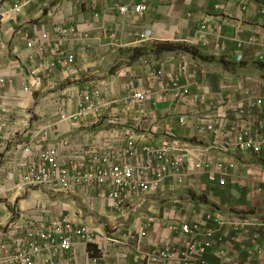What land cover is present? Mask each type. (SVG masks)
<instances>
[{"label":"crops","instance_id":"1","mask_svg":"<svg viewBox=\"0 0 264 264\" xmlns=\"http://www.w3.org/2000/svg\"><path fill=\"white\" fill-rule=\"evenodd\" d=\"M143 1L148 10L135 21L132 11L123 16L119 9L132 10L139 0H40L37 4L0 0V78L5 80L0 87V264L13 263L19 239L25 238L29 226L54 220L91 226L100 240L95 246L44 251L36 264H149V256L159 257L161 252L172 257L162 256L158 264H264V154H243L240 159L231 151L226 159L216 155L218 161L234 163L227 182H212L206 176L189 177L182 185L166 182L157 192L159 200L148 201L147 211L139 209L145 201L128 198L125 202L133 206V214L105 204L107 188L82 197L77 190L83 189L77 187L63 192H71L65 194L67 200L62 194L53 201H38V187L58 193L49 186H22L24 163L38 161L43 150H55L60 157H86L93 150L101 153L107 142L133 139L132 129L139 133L134 132L138 147L156 145L165 136L207 142L211 136L201 135L196 116L212 108L220 110L221 103L229 100L239 101L240 89L264 97V0ZM17 4L23 8L21 14L12 11ZM60 28L74 29L78 39L69 43L72 34L66 38ZM147 31L151 39L143 45L135 43L136 34ZM44 33L50 35L48 48L29 63L26 42L41 43ZM147 42L153 48L140 52ZM167 42L188 44L209 59H193L179 50L155 52L157 44ZM54 48L75 53L70 73L59 66H43V56L48 62L55 59ZM124 50L132 63L118 66L115 61ZM180 62L190 67L188 75L176 79L178 85H188L186 98L175 96L181 89L173 82L155 76L158 70L174 72ZM103 63L109 65L111 75L93 70ZM32 70L30 80L39 85L27 93L23 82L28 83ZM83 72L92 76L100 72L104 79H81ZM204 79L210 87L200 88ZM92 80L105 92L107 104L101 117L67 118L78 109V89L95 83ZM129 89L146 91L148 102L125 104ZM159 96L163 100L158 101ZM77 192L84 209L72 201L78 200ZM192 195L206 198L211 206L193 201ZM90 200L101 203L94 208ZM80 210L84 220L78 217ZM17 221L16 228L21 229L10 235ZM182 223L198 225V230L183 234ZM142 230L147 236L140 241ZM91 258L99 260L92 263Z\"/></svg>","mask_w":264,"mask_h":264},{"label":"built area","instance_id":"2","mask_svg":"<svg viewBox=\"0 0 264 264\" xmlns=\"http://www.w3.org/2000/svg\"><path fill=\"white\" fill-rule=\"evenodd\" d=\"M38 3L40 0H32ZM148 7L143 0L132 8L135 21L141 19L147 12ZM14 13L19 14L22 11L21 6H14ZM120 13L123 16L128 14L126 7L120 8ZM205 27V26H204ZM58 32L61 35L68 36L72 34L75 39L76 31L74 29L67 30L60 28ZM71 36V37H72ZM135 43H141L151 38V32L137 33ZM50 39L48 33L42 35L41 43L35 44L32 41H27L26 46L31 51L30 59H34L33 52L43 54L48 47L47 42ZM55 49V48H54ZM55 59L51 63V67L60 66L65 72L71 71L72 65L75 63V53L72 51L63 52L55 49ZM44 66V65H43ZM49 66V67H50ZM48 69V66H44ZM186 71V67H182ZM156 76L162 77L166 74L163 71H157ZM170 83L173 82L178 86L180 96L186 98L189 95L188 85H178L175 76L168 75ZM180 79V78H176ZM2 82V80H0ZM25 92H30L28 84L23 85ZM81 91V90H80ZM81 101L79 99L78 111L71 114L67 118H87V116L99 117L102 113V104L100 102V91L96 87H88L81 91ZM78 94V92H77ZM147 93L133 92L127 95L124 102L129 106L142 105L147 100ZM79 98V96H78ZM163 100V98H161ZM259 107L262 106V98L257 97L253 99ZM91 112V113H90ZM209 121L202 123L198 129L204 138H211V146L200 148L197 154L189 149L191 145L175 144L169 149L165 147L166 144L149 145L145 147H138L135 142H130L128 145L122 147H113L109 143H105V147L101 153L92 151L86 157H60L55 150H44L38 154V161L24 163L26 171L22 179V186H49L58 192H68L77 187L83 191H98L99 189H106L109 192L107 201H114V199L122 198L119 201L129 198L131 195H138L141 193L154 194L159 191L166 182H172L176 185H181L194 172L189 168L193 166L197 172L198 169L204 167V175L210 180H214L217 175H220V181L224 183V177L227 176L221 166L215 168V159L211 156V150L215 146H220L223 149L226 147H237L244 151L251 149L254 154L261 155L264 151V145L256 144L262 134L249 135L247 128H240L233 130L234 133H228L222 123L217 120L208 119ZM245 131V132H244ZM227 150V149H226ZM229 152V151H228ZM206 159L208 161H206ZM201 163H199V162ZM186 169V170H185ZM224 176V177H222ZM106 193V192H105ZM114 205V204H112ZM117 207V205H115ZM120 207V206H118ZM198 230V225L191 227L189 224H184L181 231L186 235H193ZM16 229L10 232V235H15ZM25 238H20L18 243L19 252L14 255L12 264H36V260L42 255L44 251L59 249L68 251L75 248L77 245L87 247L90 244H97L100 240L99 234L94 232L90 227L75 225L66 220H54L48 225L42 224L37 226L33 224L25 231ZM147 236L146 231L142 230L139 233V240ZM207 236H211L208 233ZM134 239V238H133ZM207 245H209L207 243ZM189 250L195 251V247L189 244ZM171 258L169 254H161L156 256H149L150 264H158L161 258ZM98 258H93L92 263H97Z\"/></svg>","mask_w":264,"mask_h":264},{"label":"rangeland","instance_id":"3","mask_svg":"<svg viewBox=\"0 0 264 264\" xmlns=\"http://www.w3.org/2000/svg\"><path fill=\"white\" fill-rule=\"evenodd\" d=\"M18 6H21V5H18ZM121 8H123V7H121ZM126 8L128 9V14H129L131 12V9H129L128 7H126ZM22 12H23V8H22V11L20 12V14ZM119 12H120V9H119ZM262 13L264 14V9L262 10ZM77 33L78 32H76V36H78ZM66 38H67V36H66ZM72 38L75 39V36H72L71 37V39L69 40V43L72 41ZM114 38H115L114 35H112V39H114ZM112 39H110V40H111L112 44H114V42H113ZM27 41H30V40H27ZM143 44H145V43H141L140 45H143ZM100 45H101V43H100ZM115 48L119 49L120 47H115ZM151 48H153V45L152 44H149L147 42L146 46L140 47L139 50H140V52L141 51H148V50L150 51ZM26 49L29 51L28 56H27V59H29L28 62L29 63H34L33 59H30L29 58V55L31 54V51L27 48V46H26ZM139 50H138V53H139ZM63 52H68V51H63ZM128 54L129 53H128L127 50H124L123 52H121L119 54V56L116 59L117 61H115V62H117V65L118 66L121 64V62L122 63H132L131 62V59L130 60L129 59H126V57H127ZM34 55H37V52H35V53L33 52L32 56L34 57ZM122 57L124 58L123 61L120 60V59H122ZM239 57H241V56L239 55ZM17 58L20 60V56H18ZM42 58H43V65L44 66H50L51 65L52 62H48L45 59L44 56ZM30 61H32V62H30ZM75 61H76V55H75ZM38 63H40V62H38ZM110 69L111 68H109V65H106L105 66L104 63H103V65H96L93 68V70H95L97 72L102 70V75H103V72H106V73H108V75H111V72L112 71H110ZM173 70H174V72H170V71L169 72H165L166 79L169 82H171V81L169 80L168 75L175 76L174 80H176V78L184 77V76H186V75H188L190 73V67L187 66V70L185 71V70H183L181 64H179L178 67L177 68H174ZM33 71H35V70L30 71L31 74H29L28 83L25 82V81L23 82V85L24 84H28V87H29L30 90L33 89V88H37L38 85H39V83L38 84L36 82L35 83H32L31 80H30ZM99 73L92 76V75H90V73H84L83 72L82 74H80V78L81 79H84V78L89 79V78H92L93 77L96 80L104 79V78L99 77ZM0 80H2V82L0 81V87H1V86H3L5 84V80L3 78H0ZM96 80H92L93 82L95 81V83H92L91 82L90 84H92L94 87H96L97 90L100 91V102L102 104V108H103V112H104V108H105V106L107 104V103L105 104L106 101L104 102V99H103V94L105 92L103 90V87L99 83H97L98 81H96ZM37 82H38V80H37ZM201 84H200V88H201V86L203 88V87H205V85H206V87H210V85H211L209 83V80L208 79L207 80L204 79V82L202 81ZM133 92H142V91H138V90H135V89H129V90H127V94H132ZM81 95H82V92L78 89V96H79L80 101H81ZM61 96L64 97V98H68V96H66L64 94H62ZM250 96L251 95L249 94L247 88L244 89V90L243 89H240V100L239 101L233 103L232 101L229 100L228 103H221L222 104L221 105L222 108L220 110H218L217 108H215V109L212 108V109H209V110L205 111V114L204 115H202V113H201L199 116H196V119H197L196 120L197 121V127L196 128L199 129L202 126V123L209 121L208 119H213V120H217L220 123H222V125L225 128V130L229 134L230 133H234L233 130H238L240 128H245V130L247 128V134L249 135V137H250V135H255L256 136L257 134H262L261 137L259 138V140L256 141V139H255V143L256 144H259L260 141H261V143L264 145V107H255V106H253L250 103V99H249ZM253 96H255V95H253ZM125 98H127V97H125ZM161 98L162 97H160V96L157 97L158 101H160ZM148 100H149V94L147 95V100L145 101V103L148 102ZM61 102H62V99H60V103ZM142 104H144V103H142ZM77 111H78V109L76 111H74V112H77ZM88 117L89 116H87V118ZM71 119H74V118H71ZM78 119H82V118H78ZM184 119H185L184 117H181V121L184 120ZM45 130H46V128H45ZM132 130L133 131H130L129 134L131 136H133V139L132 138L127 139L126 142H124V143L119 142L118 140H116V141H113V142L109 143V145L110 146H113V147H122L123 145H128L130 142H132V143L133 142L138 143L137 141L134 140V138L139 133H137L134 129H132ZM134 132L137 133V134L135 135ZM160 140L161 141L159 143H157L156 145L161 146L163 144H166L165 147H167L168 149L170 147H172L175 144L176 141L179 142L180 144L191 145L193 147H189V149L193 152V154L200 153L199 150H200L201 147L204 148V150H205V147H209V146L212 145L209 140H207V142H204L202 139H201V141H198V142L197 141H195V142H193V141L189 142V141H185V140H182V139L173 138L172 136H165L164 139H160ZM147 146H149V145H147ZM142 147H145V146H142ZM226 149H223L220 146H215L211 150V153L210 154L213 157L212 159L213 160L215 159V168H217V166H221L222 169H223V171L226 172L227 176L231 174L232 168L233 167L235 168L233 161H230V160H229V162H226V160H220V161H218L215 158L216 155H218V156L225 155L224 156V159H226V157H228V155H227L228 151H231L232 154L234 153V157L237 158V159H240L242 157L241 155H243V154H248V155H251L252 154V155H255V156L257 155V154H254L251 151V149H247V151H244L243 149L237 148V147H226ZM217 151H220L221 153L217 154ZM214 152H216V153L213 154ZM260 153L264 154V151H262ZM218 158L223 159L221 157H218ZM206 161H208V160L206 159ZM199 163H201V162H199ZM189 168L194 172V174L191 175L190 177L205 176L204 173H203L205 171L204 167H202V169H198L197 172L194 170L193 166H190ZM222 177H224V176H222ZM220 178H221V176L220 175H217L215 177V179L212 180V182L219 181L221 184H223L220 181ZM224 178H225L224 180L226 181V177H224ZM184 183H185V181L183 182V184ZM38 188H39L38 189V193L39 194L37 192L33 191V193H36V194L40 195V199L41 200H38V201H53V200H56L57 198H60L62 194H64V195H62L63 197L69 196L71 194V192L70 193H63V192H58L57 191L56 193H58V195H56V194H53L50 191L48 192L47 189H44L42 187H38ZM77 191L80 193V195L82 197H85V195H89L88 192H85L83 190H77ZM79 193H78V196L76 197V199H78V200H72V201H77V208L83 207V205L81 203H84V201L82 200L83 198H81V196L79 195ZM97 193H99V192H97ZM65 194H69V195H65ZM131 197H133V198L130 199L129 201H136V202H143V201H145L144 204L141 207L139 206L140 207L139 209H144V210L147 209L148 201H154V200L158 201L159 200V198H157L158 197L157 193H155V194H145V193H142V194H138V195H131L129 198H131ZM65 198H66L65 200H67L69 197H65ZM102 199L105 202V204H107V205L108 204H110V205L114 204L112 206L114 208H118L116 210L117 211L119 210L118 211L119 213L124 212V214H126L128 212L129 213L131 212V214H133V213L136 212L134 210L133 206L129 202H125L128 198L125 199V200H123L121 203H119V201L122 200V198L114 199V201H111V202L110 201H107L106 200L107 199L106 197L105 198H102ZM84 200H86V199H84ZM34 201H37V198L34 199ZM78 201H81V203L78 202ZM100 203H99L98 200L97 201L96 200L95 201L94 200L93 201L90 200L89 205L92 206V207H94V208H98V204H100ZM115 205H117V207ZM122 205L124 206V211L122 210V207H123ZM205 205L211 206V205H208V204H205ZM118 206H120V207L122 206V207L120 208ZM84 208H86V207L84 206L83 209ZM82 211L83 210H80V213L78 214V217L80 218V220H84ZM93 211H95V210H93ZM82 223L85 224V225H87V223H85V222H82ZM17 225H18V221L14 224V227L12 229H16V230L21 229L20 227L19 228H16ZM89 227L92 230H94L93 227H91V226H89ZM110 231H111V229H110Z\"/></svg>","mask_w":264,"mask_h":264},{"label":"trees","instance_id":"4","mask_svg":"<svg viewBox=\"0 0 264 264\" xmlns=\"http://www.w3.org/2000/svg\"><path fill=\"white\" fill-rule=\"evenodd\" d=\"M177 50H181L187 53H190V55L192 56L193 59H200L203 61L208 60L209 58L202 56L198 50H196L194 47L189 46L188 44L185 43H159L157 44L156 48H155V52L156 53H164V52H174ZM225 66H228L227 64H225ZM230 66H228L227 68H229ZM231 68V67H230ZM192 200L195 202H200L203 204H208V201L206 200V198L204 197H197L195 195H192Z\"/></svg>","mask_w":264,"mask_h":264},{"label":"clouds","instance_id":"5","mask_svg":"<svg viewBox=\"0 0 264 264\" xmlns=\"http://www.w3.org/2000/svg\"><path fill=\"white\" fill-rule=\"evenodd\" d=\"M37 4V3H36ZM16 6V5H15ZM14 8V7H13ZM261 12H262V10H261ZM15 14H17V13H15ZM20 14V13H19ZM149 32H151V31H149ZM79 37V36H78ZM151 37H152V33H151ZM151 39V38H150ZM149 39V40H150ZM148 41V40H147ZM145 42V41H144ZM141 43H143V42H141ZM141 43H138V44H141ZM241 60V57H239L238 56V58H237V61H240ZM180 64L182 65V67L183 66H185L186 67V70H187V66H188V64L186 63V62H180ZM60 67V66H59ZM52 68V67H51ZM53 68H55V67H53ZM158 71H160V70H158ZM161 71H163V70H161ZM71 72V71H70ZM69 72V73H70ZM157 72V71H156ZM156 72H155V76H156ZM163 73H164V71H163ZM165 74V73H164ZM157 78H159V79H161V80H165V81H167V79H166V77L165 76H162V77H158V76H156ZM170 83V82H169ZM86 87L84 88V89H86V88H88V87H91V88H93L94 86L93 85H90V86H87V85H85ZM83 89V90H84ZM82 91V90H81ZM145 93H147L146 91H145ZM127 97V96H126ZM257 97H261L262 98V106L261 107H264V97L263 96H250V103L253 105V106H255V107H259L255 102H253V99L254 98H257ZM102 113H103V109H102ZM102 113H101V115H102ZM101 115L99 116V117H95L96 119H99L100 117H101ZM92 117V116H91ZM85 119V118H84ZM152 145H154V144H152ZM230 152V151H229ZM262 155V154H261ZM256 156H260V155H256ZM165 185V184H164ZM163 185V186H164ZM182 185V184H181ZM162 189V188H161ZM160 189V190H161ZM158 192V191H157ZM156 192V193H157ZM155 194V193H154ZM184 224H187V223H182L181 224V227H182V225H184ZM191 226V225H190ZM181 227H180V229H181ZM90 245H97V244H90ZM90 245H88V246H90ZM87 246V247H88ZM93 258H91V260H92ZM149 264H150V262H149Z\"/></svg>","mask_w":264,"mask_h":264}]
</instances>
